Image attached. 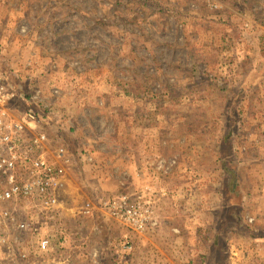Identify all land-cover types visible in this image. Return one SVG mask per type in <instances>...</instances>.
Instances as JSON below:
<instances>
[{
	"label": "rangeland",
	"instance_id": "rangeland-1",
	"mask_svg": "<svg viewBox=\"0 0 264 264\" xmlns=\"http://www.w3.org/2000/svg\"><path fill=\"white\" fill-rule=\"evenodd\" d=\"M221 1L0 0V70L72 159L28 263L264 264V0ZM122 194L157 225L101 211Z\"/></svg>",
	"mask_w": 264,
	"mask_h": 264
},
{
	"label": "built area",
	"instance_id": "built-area-1",
	"mask_svg": "<svg viewBox=\"0 0 264 264\" xmlns=\"http://www.w3.org/2000/svg\"><path fill=\"white\" fill-rule=\"evenodd\" d=\"M46 110L49 113L50 106L43 103L40 93H18L0 70L1 264H30V252L49 253L55 235L42 234L43 228L59 225L60 239L67 240L58 192L72 162L71 152L63 145H53L43 127ZM144 200L142 195L122 194L108 199L101 211L143 233L157 225L150 201ZM95 209L88 202L82 214L92 215Z\"/></svg>",
	"mask_w": 264,
	"mask_h": 264
},
{
	"label": "crops",
	"instance_id": "crops-1",
	"mask_svg": "<svg viewBox=\"0 0 264 264\" xmlns=\"http://www.w3.org/2000/svg\"><path fill=\"white\" fill-rule=\"evenodd\" d=\"M219 2V1H217V0H212V2ZM219 3H221V4H223L224 6H225V8H227L228 6L226 5V4H224L221 0H220V2ZM224 10V9H223ZM162 226V225H161ZM161 226H160V228H161ZM72 227H73V229L75 230L76 228H80V227H78V225H72ZM150 239H148V241H149ZM166 252H167V255H168V250H166ZM171 256L169 255V259L171 260V263H174L173 261H172V259L170 258ZM148 260H149V257H148Z\"/></svg>",
	"mask_w": 264,
	"mask_h": 264
},
{
	"label": "trees",
	"instance_id": "trees-1",
	"mask_svg": "<svg viewBox=\"0 0 264 264\" xmlns=\"http://www.w3.org/2000/svg\"><path fill=\"white\" fill-rule=\"evenodd\" d=\"M253 83V82H252ZM252 83L250 84V83H247V84H249L250 86L252 85ZM22 107L24 108L25 106L24 105H22ZM29 107V106H28ZM31 108H33V107H31ZM44 115L46 114V113H43Z\"/></svg>",
	"mask_w": 264,
	"mask_h": 264
}]
</instances>
